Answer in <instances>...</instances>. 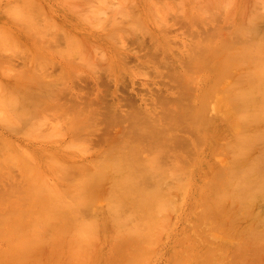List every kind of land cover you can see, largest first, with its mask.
<instances>
[{"label": "bare ground", "instance_id": "bare-ground-1", "mask_svg": "<svg viewBox=\"0 0 264 264\" xmlns=\"http://www.w3.org/2000/svg\"><path fill=\"white\" fill-rule=\"evenodd\" d=\"M179 1H176L178 6L181 2H185L184 0ZM259 1L264 0L188 1L192 4L193 2L200 3V10L211 11L215 8L228 6L230 12H227L226 16L229 18L230 14L234 18L233 22H235L237 39L233 42L229 41V43L226 40L225 42L222 40L220 45L217 43L209 45L202 43L204 44L203 46H197L199 48L197 53L199 54L193 56L188 54V56L186 55L187 57H183V61L182 59L179 61L172 56L173 60L182 67L180 72L169 69L170 75L176 77V86L179 89V94L177 95L179 97L164 99L161 103L166 110L159 117L153 118L154 120L149 114L147 115L150 112L148 107L141 110L129 98L128 101L133 105V108L126 113L122 112L123 109L120 102L121 105L119 103H109V98H106V92L102 93L101 84L108 88V83L109 85L111 84L110 76L97 71L95 67H101L102 61L97 59L96 56H90L92 62L87 64L91 69L95 68L94 71H90V74H93L91 77L95 81V85H90L87 78L82 80V76L77 73L78 71H73V68L82 69L84 67L81 63L74 61L73 58L60 59L66 68L61 71L60 76L56 75L58 77L50 80L45 76L44 72H39V74H31L28 70L22 72L18 76L22 79V83H17L19 80L17 77L13 84L16 86V92L22 96L21 101H19V109L15 104V100H12L15 97H11L9 104L12 103L14 105L12 109L17 113L16 116L18 118L21 117L19 123L22 121L21 119H24V122L15 126L10 122L11 125H6L7 129L4 128L5 126L3 127L4 129H1L3 132L1 135H4L7 138L6 140L10 138V141L8 140V144L5 142L0 146V152L4 151L8 155L10 154L9 157L17 158V161L23 167L22 170H24L21 171L31 177V187L30 180L27 182L31 191L27 190L30 191L29 196H31V192H34L39 198L38 207L35 206V203L33 205L37 207L38 218H32V220L25 217L26 219H22L20 216L16 218L17 220L12 217L14 220L11 221L10 219L12 218L9 217V221L12 224L10 223L11 225L7 226H5L3 221H0V239L1 237H10L13 239V243L18 245L25 242L30 243L49 239L51 230L55 226V220L62 217L64 219L65 217L68 220L64 219V221L66 220L68 223L65 224V227L63 226L64 233L68 232V235H71L70 237L77 244L88 243L89 245L90 242H93L92 244L94 245L95 240L105 238L108 233L115 234L111 236L113 238L114 236L117 237L116 234L123 235L122 237L126 238L125 240L132 238L128 240L133 246H135L133 244L134 241L140 244H136L139 250L134 255L138 261L144 259L142 260L144 262H141L146 264L149 262L147 259H150L154 253L153 250L155 248L153 247L155 243H159L163 236L166 237L169 234L171 227L169 222L174 216H172V213L179 212L178 210L183 208L182 205L186 201L187 195H189L188 201L190 202L186 208L180 211V219L184 223V228L180 236L173 238L171 243L175 244V248L178 246H184L185 248L182 249L184 251L174 250L176 254L182 251L183 261L180 260V264H192L198 258H202L200 256L201 253L198 254V250L190 253L192 246L198 245L194 242L193 233L188 227L190 226L187 224L188 222L194 223V229L199 228L204 222H208L215 230H219L224 234L222 237V234L219 233L221 234H218L220 237L224 239L227 236L226 239L228 240L225 239V241L228 243H234L241 237L240 240L242 242H237L243 243L244 247L248 241L245 242L246 239L242 237L250 238L251 242L264 238V156L260 157V160L253 158L255 156L253 152L264 144V12L262 11L263 13H261L259 10L257 5ZM149 4L147 7L152 6L151 3ZM168 5H171V8H175L172 4ZM180 6L183 8L182 11H187L186 7L188 8V6L186 4ZM180 6L178 9H181ZM120 8L122 9V6ZM157 8L152 11L156 12ZM193 8L195 9V7ZM125 11H127V8ZM191 12L189 11V13ZM205 12L203 11V13ZM151 16L154 17L156 15ZM191 16L195 17V14H190ZM153 17L151 18L155 23V17ZM139 18L135 17L134 19L126 20L127 23L124 22V25H127L128 21H130V24H128L130 26L126 28H130L128 31L131 32L126 30V33L132 37L128 40L131 41L132 45L138 43L142 50L147 46H144V44L147 43L145 35L148 33L146 32L147 28L145 29V21ZM154 23L151 25L154 26ZM111 26H113V33L117 31L119 34L121 30L124 32L125 28L121 26L119 20H112ZM148 32L150 31L148 30ZM80 33L83 36L82 31ZM126 33L119 34V36L124 38ZM213 35L215 34H207L208 37ZM244 35L249 36V39L243 40L242 37ZM158 37L160 41L158 42L162 46H154L151 43L152 45L147 48L143 55L138 54V51L132 52L137 59L139 67L148 65L153 67L154 70H159L163 66L170 65L165 56L161 57L165 51H170V46L162 36ZM154 42L157 44V41ZM101 43L103 42L101 41ZM110 47L112 48V46ZM121 53L119 56L118 54L114 55L115 61L106 65V70L114 73L117 85L121 84L119 74L121 68H124L125 62H129L132 57L131 52ZM87 54L90 55L89 52ZM198 59L201 60L199 61ZM195 65L202 72L207 71L206 77L201 78L195 75L196 79L194 80V75H190L188 71L193 70ZM32 71L34 70L32 69ZM156 73L159 74L160 72L156 71ZM77 78L80 81L79 84L73 81ZM0 83L2 82L0 81ZM81 85L84 86L85 91L83 93L75 92V87ZM2 87H4L2 90L5 91L6 86L3 85ZM95 89H97V92ZM67 90H69V94L66 93ZM117 90H120V87ZM6 92H3L4 95ZM8 92L12 94L10 90ZM107 93L109 94V91ZM6 94L10 97L8 93ZM156 97H152V99L155 100ZM3 98L5 99V97ZM157 98L159 101L161 94ZM4 101L7 102V100ZM171 103L174 105L173 108H169ZM106 105L108 107L104 109ZM10 106L8 105L7 107ZM48 109H54L60 117L68 120L66 123L69 126L60 136L62 140L58 142L56 140L57 143H50L40 139L20 138V136L16 135V132L24 129L27 122L35 121V119L39 121L40 119L45 120L44 113ZM13 115L12 118L9 117L13 119L15 117ZM126 122L131 124L130 127L132 128L130 131H123V124ZM165 122L168 125H162ZM99 123H104L109 131L97 136L94 134L96 141H101L102 139L106 141L102 150L98 151L97 148V151L91 152L89 155H81L71 149L77 148L81 151L80 147L76 146V144L68 145V143H65L66 138L69 137L81 139L83 132L93 130ZM110 127L116 128L117 131L112 128V131L116 132H113L114 135H109L112 132ZM181 128L185 130L186 128L188 130H200L204 134L197 144L196 142L194 143L196 148L195 157L186 166L185 164H179L182 155L180 154V156L179 152L176 155L179 148L185 144L183 139L174 134V131H179ZM31 131H33L32 128ZM56 131L60 132L58 129ZM32 134L34 135V133ZM11 138L14 140L12 141ZM32 138L34 139V137ZM82 138L86 140V136ZM95 140L92 141L94 142ZM222 140H225L224 144ZM15 141L16 144L14 146ZM16 146L18 151L13 148ZM262 148H264V145ZM111 149L117 150L115 154L113 152L110 154ZM258 150L257 153L259 152ZM221 151L225 154L223 155V164L217 162L220 157L217 161L215 159L217 153ZM153 152L157 154L151 158L150 153ZM104 153L107 155H104ZM30 154L34 161L33 167L26 165V162L27 164L29 163L27 160L30 159ZM4 156L6 157V155ZM27 156L29 157L28 159ZM93 156L97 157L94 161L93 158L95 157ZM168 160L176 161L172 169L165 168L162 164V162H167ZM0 161L2 160L0 159ZM5 161L12 162L11 159L10 161ZM0 164L2 165V162ZM17 166L20 167V165ZM77 173L80 175L78 176L81 180L77 178L76 184L72 181V185H76L75 188L70 182L68 185L71 186V189L70 187L68 189V187L61 183L59 184V181L55 180L58 176L59 179L63 178L62 176L76 177L75 174ZM49 176L56 177L51 180ZM84 176H93L92 182L89 180L91 183L87 181L89 184H86L83 181L85 179L82 180ZM25 179L27 180L28 178ZM63 186L68 189H66L67 194L62 190ZM65 195L72 196V199L69 197L71 199L70 202H67L69 198L66 200ZM23 200L22 202H24ZM33 206H29V208L34 210L35 208L32 209ZM16 212L18 211L16 210ZM21 213L17 214L21 215ZM37 213L35 212L34 215H37ZM9 215L12 216L10 213ZM32 215L30 216L32 217ZM80 215L82 218H79ZM6 217L3 219H7L5 222H8V217ZM57 232L56 235L58 234ZM54 234L52 235L54 236ZM61 234L59 233L58 235L61 236ZM69 236L67 238L70 239ZM43 237L48 238L43 239ZM222 238L219 239L222 240ZM73 239L72 243H74ZM77 244L75 243V245ZM225 244L226 242L220 243L214 250L204 254V258L208 261L207 264L222 263L224 254H227L228 251V244ZM88 245L86 244L87 248ZM92 248L93 246L89 249ZM187 248L190 249L189 252ZM89 249L88 251H91ZM84 255L86 258V254ZM79 259L77 258L78 263L81 262Z\"/></svg>", "mask_w": 264, "mask_h": 264}, {"label": "rangeland", "instance_id": "rangeland-1", "mask_svg": "<svg viewBox=\"0 0 264 264\" xmlns=\"http://www.w3.org/2000/svg\"><path fill=\"white\" fill-rule=\"evenodd\" d=\"M163 1L164 3L166 2V0H0V81L2 82L0 83V86H1L0 87L1 88L0 90V111H2L0 112V115L2 114L0 116V127H2L0 128V146L5 142L6 144H8L7 141L8 140L10 141V138L6 140L7 138L4 137V135H1V133H3L1 129H4V128L7 129V126H6L7 124L11 125V123H13L12 125L15 126L16 124L20 125L24 122V119H21L22 121H20L19 123V120L21 117L18 118L16 116L17 113H15L14 112L15 110L12 109L14 105L12 103L9 104L11 97H15L12 100H15V104L18 106V109H19V101H21L22 96H20L19 93L16 92L15 90L16 86L13 85L17 77L21 75L22 72H25L27 70L30 71L31 74L32 73L39 74V72L40 73L44 72L45 76H47L49 80L54 77H58L61 75L60 74L61 71H63L66 68L60 59L73 58L74 61L81 63L82 66L84 67L82 69L73 68V71H78L77 73H79L80 76H82V80L87 78L89 80L90 85L96 84L95 81L91 77L93 76V74H90L92 71L95 70V68H97V71L101 72L102 74H109L111 84L109 85L108 83V88H105L106 86H103L101 84V89L103 88L102 93L106 92L107 94L106 98H109L108 99L109 103L112 102L113 104H116L120 102L122 104L121 105L119 103L123 109V110L121 109L122 112L126 113L133 108V105H131L130 102L128 101V98H129L133 101V104H136L137 107L141 108V110H144L145 107H148L150 109V112H148L147 115L149 114L152 120H154L153 118L159 117L162 114V112L166 110V108H163V105L161 102L164 101V99L175 98L177 96L179 97V95H177L179 94V89L176 86V77L175 76L172 77L169 71L171 70L175 72H180L182 67H180L178 63L175 62V60H173L172 56H174L179 61H181L180 59H182L183 61V57L184 56L187 57L188 54L191 56L199 54L197 53V50L199 49L197 46L199 45L203 46L204 44L202 43H205L208 45L217 43L220 45L222 43V40H224V42L226 40V42L229 43V41L233 42L235 39H237L236 33H235V26H234L235 22H233L234 18L229 13H228L229 18L226 16V13L230 12V8L228 10V6L215 8L214 10H211V11L201 9L202 10L201 11L199 9L201 8V6H199L201 5L200 3L193 2L192 4L188 2L190 0H184L185 2L183 3L181 2L182 0H180L179 1L181 2L180 5L186 4V6H188V8L185 6L187 11L183 10L186 12L185 13L182 11L183 8L180 5L179 6L181 7V9H178L179 6L176 4V1L178 0H167L165 4L163 3ZM147 2L151 3L153 8H151L152 6L147 7L150 5ZM168 4H172V6H175V8L174 7L171 8V5H168ZM257 5L261 13H263L264 12V1H259ZM121 6H122V9L120 8ZM125 6L127 8V11H125L126 9ZM193 7H195V9ZM149 8L151 11L149 10ZM155 8H157L156 12H153L152 10L153 9L155 10ZM163 9L165 10V12H163L164 11ZM189 11L190 12L192 11V12L189 13ZM203 11H206V12L203 13ZM151 12L155 14L153 13L150 14ZM193 13L195 14V17L193 16L190 17V14L194 15ZM151 15H156V16H154L155 17L154 18ZM135 17L136 18L140 17L139 18L140 20L142 18L143 19L142 21H145V29L147 28L146 32L148 34L145 35L147 43L144 44V46L146 45L147 46L146 48L142 50L140 49V46L138 43L132 45L131 41L128 40L130 37H132L128 33H126V30L127 32H131V31H128L130 30V28L127 29L128 26H130L128 25L130 24V21H128L127 25H124L125 24L124 22L127 23L126 20H129L131 18L134 19ZM151 17L155 19L156 21L155 23ZM112 20L114 21L119 20L121 26L125 28L124 32L126 34L124 38L119 36V34L124 33L123 30H121L122 32L120 31L119 34L117 33V31L116 33H113L114 32L113 26H111ZM152 23H154L155 25L152 26L151 25ZM146 24H147V27H146ZM133 26H136V25H133ZM131 29H132V26H131ZM148 30L150 32H148ZM79 31L80 32L82 31L83 36H81V33ZM157 32L159 33V35ZM208 33H214L215 35L208 37L207 36ZM86 35H88L89 37L88 36L86 37ZM246 35L242 37L243 40L249 39L248 38L249 36H246ZM158 36H162L163 39H165V42L167 41L166 43H168L170 46V49H169L170 51H165V53L161 55V57L163 56L166 57V60L170 63V65L163 66L159 70H154L153 67L151 66L149 67L148 65H145L144 67L143 66L139 67L137 65V59L133 55L132 52L138 51V54L143 55L145 54L147 48H149V46L152 44H154V46L155 45L162 46L161 43H159L160 41L158 40L159 38ZM105 39L108 40L109 42L106 41ZM104 40L106 41L107 44L104 43L105 42ZM207 40L209 41L207 42ZM101 41L103 43H101ZM154 41H157L158 45L155 44L156 42ZM110 46H112V48ZM71 47H74V48H71ZM186 50L187 52H185ZM120 51L125 52V53L131 52L132 57L129 60V62H125L124 68H121L120 73H119L120 78H121L120 79L121 84L117 85L114 73L107 71L106 65L110 64V62L112 61H115L116 58H114V55L116 56L118 54L119 56L121 53ZM88 52L90 53V55L87 54ZM90 56H96L97 59H100L102 61L101 67L98 68L97 66L91 69L87 65L88 62H92L90 60ZM198 60L200 61L201 59H198ZM32 65L33 67L30 68V66ZM41 67H43V69H41ZM197 68L198 67L195 65L193 67V70L188 71L190 75L192 74L194 75V76L192 75L194 80L196 79L195 75H197V77L200 76L201 78L206 77L207 71L202 72L199 68L198 69ZM32 69L34 71L37 70L38 72L37 71L34 72L32 71ZM156 71H159L160 73L157 74ZM54 72L56 73L54 74ZM18 79L19 80L17 83L18 84L22 83L21 82L22 79L19 77ZM73 81L74 83H78V84L80 83L78 78ZM3 85L6 86V88L8 89L5 88L4 89L5 91H3L2 90V88H4L2 87ZM118 87H120V90H117ZM75 88H76L75 92H78V93H83V91H85L83 85L76 86ZM9 90H10V93L12 94H9L8 92ZM68 91L69 90H67L66 93L69 94ZM95 91L97 92V89H95ZM108 91H109V94L107 93ZM134 91L136 92L134 93ZM3 92L8 93L10 97H8L6 93L4 95ZM159 94H161V99L158 101L157 97ZM16 95H18L17 96L18 103H17ZM3 97H5V99ZM125 97L127 100L125 99ZM152 97H156V99L153 100ZM3 99L7 100V102L4 101ZM8 105H11L10 106L11 108L7 107ZM104 107H105L104 109H106L108 106L106 105ZM173 107L174 105L171 103L169 105V108H173ZM11 114L12 115L14 114L13 117L15 116L13 118L14 122H13V119H11L12 118ZM44 115H45L44 116L45 120L40 119L39 121L35 119L36 122L34 120L27 122L24 129L19 132H16V135L18 137L20 136V138H26V139H31V140L40 139V140L48 141L50 143L51 142L57 143L58 141L62 140L60 136L67 130V127L69 126V124L66 122H68V120L65 119L64 117H60L59 114H57L56 111H54V109L46 110ZM127 123L128 122L123 124V131L131 130L132 128L130 127L131 124H127ZM162 125H168V123L165 122ZM31 128L33 129V131H31ZM34 128L38 130H35ZM110 128H111V131H112V128L113 130L117 131L116 128L114 127H110ZM56 129L60 130L61 133L59 131H56ZM106 131L108 130L105 127L104 123H99V125L95 126L93 130L83 132L82 137L86 136V140L82 137L81 139L76 138V137H73V138L69 137V138H66L65 143H68V145L76 144V146L81 148V151L80 149L78 150L77 148L75 149L71 148V149L75 150L81 155H89L91 152L97 151V148H98V151L104 148L103 144H105L106 141L105 140L103 141V139L101 141H96L94 134H96L97 136V135L105 133ZM115 131H112L110 134L109 133L108 134L114 135L113 132ZM32 133H34V135ZM92 134L94 137L92 136ZM174 134L178 135V137L180 139H183L185 142L184 146L180 147L179 150L176 152V155L178 152H179V155L180 154L182 155V156L180 155L181 158L179 160V164L180 165L185 164L186 166L187 164H190V162H192V160L195 157L194 155L196 152L195 151L196 148H195L194 143L196 142L197 144L204 134L200 130L199 131L192 130V129L188 130V128H186V130L182 128L179 129V131L176 130L174 131ZM51 135L53 136V138H51L52 137ZM32 137H34V139ZM35 137H37L38 139ZM186 137H187V140H186ZM13 140L14 139H12V141ZM92 140H95V141L93 142ZM222 142L224 144L225 140L224 141L222 140ZM15 144H16V141L14 143V146ZM263 145L258 147V149L259 148L262 149L261 152L263 153L260 152L261 149L259 150L256 149L255 150L256 152L255 151L253 152V155L255 154V156L253 157L254 159H259L260 157L264 156V148H262ZM13 148L14 150L16 149V151H18L17 146ZM257 150L259 151L258 153H257ZM116 151H117L116 149H113L110 154H112V152L113 154H115ZM218 153L215 159L217 161V159L220 157L217 162L218 163L220 162L221 164H223L224 163L223 155L225 154L223 151L218 152ZM150 154H151L150 157L152 158L156 156L157 153L153 152ZM1 155L2 156L6 155V157L5 156L2 157ZM7 155L8 153L4 151L0 152V156H1L0 159L2 160L0 161V163L2 162V165L0 164L1 165L0 167V221H3L5 226L9 225L11 221L14 220L13 218L17 220L16 218L20 216L22 219H26V218L27 219H32V218L37 219L38 213L36 211V208L38 207V204H39V198L36 194H34V192L33 193L31 192V196H29V193L31 191L30 189L31 177L24 174L25 172H22L24 171L22 170L23 167L21 166L20 162L17 161V158L9 157L10 154L8 156ZM104 155H107V154L104 153ZM28 158L29 157L27 156V159ZM96 158L97 157L93 158V161ZM10 159L13 163L5 161V160L10 161ZM27 161L29 163L27 164L26 162V165H30L31 167L34 166L33 165L34 161L31 158V154H30V159H28ZM3 162H4V165H3ZM175 163H176L175 160H168L167 162L166 161L162 162L163 166H165V168H168V169L170 168L172 169ZM17 165H20V167ZM78 175L79 174L77 173L75 174L76 177L62 176L64 178V179L61 178L62 180L59 179V176L58 177L55 176L56 178L54 176H49V177L51 180L55 178V180L59 181V184L61 183L65 187H68V189L69 187L71 189V186H69L68 184L70 182L72 185V181L73 183L76 184L77 183L76 181L79 179V176H80ZM92 177L93 176H84L82 180L85 179L83 181L87 184L88 182H90L89 180H91L92 182ZM25 178H28V179L26 180ZM29 180H30V187L28 186L29 184L27 183L29 182ZM64 186L62 187V190H64V192L66 193L67 188L65 189ZM75 186H73V188H75ZM27 189H29L30 191ZM25 192H26L27 197L25 195ZM32 195H33V198H32ZM65 196H66V200L69 197L70 198L72 197L71 195H65ZM21 198L24 199L23 200L24 202H22ZM70 198L67 200V202L71 201L72 198L71 199ZM188 198H189V195H187L186 201L182 205L183 208H186L188 206L190 202L188 201L189 200ZM34 203H35V206L37 207L33 206ZM29 206L30 207L33 206L32 209L35 208L34 210L37 213V215H34L35 213L34 210H31ZM182 209L178 210L179 212H175L174 214L172 213V216L173 215L174 216H173V219L171 218L173 221L171 220L169 222L171 223V227L168 232L169 234H167L166 237L163 236V239H161L159 243L158 242L155 243V246L158 243L156 247L155 246L153 247L155 248V250H153L155 255L153 253L151 255V258L150 256H148L150 258V259H147L149 260V262H147L148 264H175V263L180 264V262L183 261L182 251L184 250L182 249H185L184 246H178L177 248H175L174 246L175 244H171L173 241V238L180 236L181 231L184 228V223L180 219L181 217L180 211H182ZM16 210L18 212H16ZM20 212H22L21 215H19ZM9 213L12 216H10ZM23 213L24 215H22ZM28 213L29 215H27ZM16 215H19V216H16ZM30 215H32V217ZM81 215L79 216V218H82ZM4 216L8 217V222H5L7 221V219H3L5 218ZM9 217L10 218L13 217L12 219H10L11 221H9ZM61 219L58 218L57 220H55V226L51 230V235L54 234V231H55V234L54 236L52 235L53 237L50 235L49 239H45L46 241L38 240L36 242H30V243L25 242L24 244L18 245V244H14L13 239L10 237H1L0 239V264H77L78 263L77 258L78 259L80 258L79 260L81 261L78 264H142V262H144L142 261L144 259H142L141 260L142 262H141V261H138L137 258H135V255L139 250L137 245H140V244L135 243L134 241L133 244H135V246H133L131 242L129 241L132 238L127 237L129 240L128 239L125 240L126 238L124 239V237H122L123 235L121 236L119 234H116L117 237L114 236L113 238L111 236L115 234L108 233L105 238L100 239V240H95L96 242L94 241L95 242L94 245L92 244L93 242H90L91 245L90 244L88 245V243L77 244V242L72 237H70L71 235L70 236L68 235V232L64 233L63 228L66 226L65 224L68 223L66 221L68 220V218L66 219L64 217V219H66L65 221L63 217ZM179 221L181 222V224ZM56 224L60 227H58ZM187 224L190 225L188 227L191 229L193 233V239H194L195 244L198 245V246H195V245L192 246L191 251L189 248H187L189 249L188 252L190 251V253H192V251L198 250L197 251L198 254L201 253L200 256L202 257L201 259L198 258V260L192 262V264H207L208 261L206 258H204L205 257L204 254L211 252L220 243H224V242H226L225 245L228 244L227 245L228 251L226 250L227 254H224V260L222 261V263H218V264H264V238H262L259 241L253 240L251 242V240H249L250 238L242 237L243 239H246L245 242L250 241L249 243L247 242L246 246L244 247L243 243L241 244L242 242L240 240L241 237L239 238V240L235 239L236 242L234 243L232 242L233 244L231 242L228 243L227 241H225L227 236H225L226 238L223 239L222 237L224 234L221 233L219 230H215L212 227V225L208 222L207 223L204 222L197 229L193 228L194 226L193 222H188ZM3 230L5 229L3 228ZM60 230L63 235L61 234ZM56 232L58 234L60 233L61 236L58 234L56 235ZM66 233H67V236L70 237V239L67 238V236L65 237ZM219 233L222 234V237L219 236L221 235ZM216 235H218L219 237ZM48 237H43V239L48 238ZM71 238L73 239L74 243H72ZM165 238L166 240L164 241ZM219 238H222V240H220ZM237 241H241V242H237ZM75 243L78 246L75 245ZM86 244L88 245V248ZM79 246H82V247H79ZM91 246H93V248L89 249L91 248ZM88 249L91 251H88ZM174 250H177V251L182 250V251L181 253L178 252L176 254ZM84 254H86V258Z\"/></svg>", "mask_w": 264, "mask_h": 264}]
</instances>
